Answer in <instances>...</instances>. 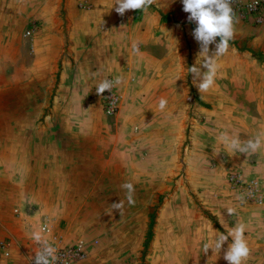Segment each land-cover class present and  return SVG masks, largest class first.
I'll list each match as a JSON object with an SVG mask.
<instances>
[{"label":"rangeland","instance_id":"rangeland-1","mask_svg":"<svg viewBox=\"0 0 264 264\" xmlns=\"http://www.w3.org/2000/svg\"><path fill=\"white\" fill-rule=\"evenodd\" d=\"M114 3L115 0H0L1 116L18 111L21 103H30L29 99L18 100L26 93L23 82L18 86L17 80L26 68H40V62L46 59L42 45L34 42L50 29L47 26L50 20L58 19V24H62L59 29L75 42V54L80 53V62L75 58L76 82H84L88 77L85 72L91 71L90 77L95 79L84 106L75 109L63 101L60 106L42 107L36 120L30 123L31 131L28 126L17 129L21 136H31V150H61L63 144L71 149L70 134H75L83 137L80 150L95 153L90 173L81 176L82 180L88 179L85 181L88 187L76 189L75 194L80 198L87 196L86 202L78 205L89 214L90 222L94 221L92 228L96 230L99 222L108 220L112 224L107 233L113 236L105 247L104 232H98L90 240L75 234V240L68 243L83 242L89 264H228L224 255L233 242L231 236L219 251L209 249L205 253L203 245L221 233L227 235L242 221L246 224L245 237L250 248L244 264H264V190L260 183L257 181L255 200L248 199L242 189L238 200L229 196L227 203L222 199L218 218L201 204L199 194L206 189L200 187L201 181L210 185L225 178L231 184V175H237L245 184L256 181L247 172L234 170L226 154H219L215 160L214 154L204 155L200 150L206 142L211 150L215 148L217 132H225L230 126L222 124V116H230L245 97V90L236 86L233 91L231 87L245 76L239 71L264 66V52L253 45L254 35L246 26L256 25L238 20L228 52L218 59L214 86L200 93L197 84L201 77L194 79L188 69L196 66L201 75L207 69L197 63L201 47L193 35L197 25L188 20L190 14L183 11L181 0H156L147 12L126 10L123 16L115 11ZM75 21L79 23L76 31ZM219 40L216 37V43ZM133 41L138 42V52L132 51ZM216 43L209 45L210 54ZM73 66L71 61L61 62L58 75ZM117 76L122 77L121 84L114 83L118 108L109 115L103 94L97 95L95 89L104 79L114 80ZM14 82L17 84L13 86ZM217 83H223L224 87H215ZM161 98L168 102L164 110L159 108ZM216 100L223 102L226 110L222 112ZM23 108L24 105L20 110ZM31 109L36 107H27ZM75 111L91 121H61L63 114L71 117ZM2 120L0 133L6 134ZM156 137L159 146L153 149L151 138ZM178 140L179 150H172L173 142ZM8 145L11 144L0 140L1 150ZM22 146L13 143L10 150H22ZM187 148H191V154ZM188 162L192 163L191 170L185 169ZM12 172L11 180L21 177L22 170ZM7 173L1 171L3 175ZM48 173L51 175V171ZM191 182L189 191L185 183ZM124 183L134 185L133 196L141 197L145 202L143 208L126 213L110 209V203H118L120 197L125 201ZM189 195L192 229L184 231V199ZM42 204L40 201L30 204L28 213L39 214ZM229 207L236 210L234 214H228ZM42 212L41 222L36 225L38 230L40 227L41 233L46 223L54 234L55 221L43 219L45 211ZM32 252L27 254V261ZM0 264L20 263L0 250Z\"/></svg>","mask_w":264,"mask_h":264},{"label":"crops","instance_id":"crops-1","mask_svg":"<svg viewBox=\"0 0 264 264\" xmlns=\"http://www.w3.org/2000/svg\"><path fill=\"white\" fill-rule=\"evenodd\" d=\"M57 21L58 19H54L53 22L50 20V24H47L50 29L46 33L43 31L38 40L34 42V44H41L46 53V59L39 64L40 68L37 66L25 67L22 77L17 80V83L20 82L18 86L23 82L22 86H24L26 93L23 98H18V100L27 101L29 99L30 103L28 105L21 103L18 105V111L14 113L2 116L0 114V122L3 119L4 128L7 130L6 134L0 133V140L7 141L11 145L13 143L14 145H23L22 150H10L11 145H8L7 149L1 150L0 146V242L6 241L8 243L5 252L8 253V256L11 255L18 259L20 264H28L27 254H31L32 251L34 253L37 247L38 243L33 240L32 232H40V227L38 230L36 225L41 222L42 210L45 211L43 219L50 218L55 221L52 224L54 236L62 237L65 242L75 240V234L82 235L85 240H88L98 232H104L106 236L104 238L105 247L111 242L113 236V233H107L109 232L108 229L111 228V222L108 220L101 221L97 224L98 229L94 230L92 228L94 221L90 222L89 214L82 212V205H78L87 196L80 198L75 194V190L88 187L85 183L88 179L83 178L84 180H82L81 176L84 174L86 177V174L90 173V165L95 162L93 161L94 151L90 149L80 150V147L83 146L80 144L83 137L70 134L73 145L71 149L63 144L61 150H31V136H21V133L17 132V129H25L26 126L31 131L30 123L36 120L37 111L42 107H48L51 104L60 106L64 103L63 101L67 103H64L66 106H75V109L84 106L86 98H88L87 94L94 84L95 79L90 77L92 71L85 72L88 77L83 79L84 82H76L75 58L79 59L80 53L75 54L74 40L71 39L70 41L66 38L62 29H59L62 28V24H58ZM78 25V21H75V31ZM246 26L254 35L253 45L257 48L261 47L264 52V25L253 27L248 24ZM68 56L69 59H67ZM70 61L74 66L64 68L63 72L58 75L59 64L61 62L69 64ZM239 74L245 76L239 79L238 84L232 83L231 87L233 91H235L236 86L245 90L244 99H241L238 108L233 109L230 116H222V124L228 123L230 126L225 132H221L222 130L217 132L215 148L211 150L212 148H209L206 142L201 145L200 150H203L204 155L214 154L215 160L219 154H226L234 170L247 172V175L254 178L257 185L260 183L264 190V147L255 153H251L250 150L249 153L230 152L223 141L218 139L221 134L226 135L229 140L238 138L243 147L247 140L254 139L258 133L264 132V66L240 70ZM17 83L14 82L13 86ZM215 87H224V84L217 83ZM14 90L20 92L19 88H14ZM216 103H219L222 112L226 110L223 102L216 100ZM22 105L24 108L20 110ZM30 106L36 107V109L27 110V107ZM75 112V116L71 117L63 114L61 121L72 123L91 121L90 118L80 116V112ZM261 139L262 144H264V137ZM179 144V140L177 143L173 142L172 150H179ZM151 145L153 149L158 147L159 138H151ZM186 150H190V154L192 153L191 148ZM205 163L207 164V161ZM185 169L191 170L192 163L188 162ZM15 170H22L21 177L11 180L14 175L12 171ZM1 171H8L7 174L10 177L6 176L7 174H1ZM49 171H51V175H49ZM230 185L225 178L217 179L214 184L210 185L208 182L204 184V181H201L200 187H206L205 190L199 192L201 204H205L204 207L214 217H220V201L222 199L229 196H232V199L234 197L239 199V189L230 188ZM139 187L141 186L139 185ZM186 188L191 191L192 182L187 185L185 183ZM133 200L134 203L130 204L127 195L125 201L120 197V201H123V213L134 212V208H143L145 202L141 201V197L133 196ZM226 200L229 203V199ZM39 201L43 203V209L38 211L39 214L30 215L28 212L31 206L29 205ZM85 202L86 200L83 203ZM191 202L190 195L187 199L185 197L184 231L186 229L191 231L192 229ZM232 202L234 203L233 200H231ZM236 204L239 205V202L237 201ZM110 209H112L111 203ZM135 214L138 216L139 212H135ZM41 237L44 239L42 232ZM2 254L4 255L3 252ZM89 263L88 260L84 262V264Z\"/></svg>","mask_w":264,"mask_h":264},{"label":"clouds","instance_id":"clouds-1","mask_svg":"<svg viewBox=\"0 0 264 264\" xmlns=\"http://www.w3.org/2000/svg\"><path fill=\"white\" fill-rule=\"evenodd\" d=\"M183 4V11L189 13V21H195L196 27L194 29V38L200 43V53L197 63L207 69L202 75L200 69L196 66L191 67L188 71L194 74L196 77H201L200 82L197 84L198 91L204 93L209 91L215 84V80L218 73V59L225 55L229 50V42L233 40L235 36V25L238 23V17L234 11L232 4L233 0H181ZM259 0H253V4L249 7H253ZM156 0H115V11L123 16L126 10H142L147 12ZM216 37H220L218 43H216ZM216 43L215 51L210 54L209 45ZM132 51L138 52L139 46L137 41L132 42ZM122 82V77L117 76L114 80L104 79L96 87V94L102 95L106 90L111 92L113 85H119ZM167 100L161 98L159 101V108L164 110L167 105ZM262 137L264 132H260L254 139H249L245 142V146H241V142L238 138L228 139L226 135L221 134L218 139L223 141L226 148L230 151H239L242 153L257 152L262 144ZM127 190V200L130 204L134 203L133 193L135 191L132 183H124L122 185ZM112 209L121 210L123 208V201L111 204ZM235 209L229 207L227 212L229 215L235 213ZM246 224L242 221L228 232L227 235L221 233L214 241L203 245L204 252L207 253L209 249L213 251H219L223 244L228 240L229 236L233 238V242L229 245L228 250L225 252L224 259L228 261V264H244L250 255V248L248 241L245 237ZM32 238L37 243L41 242V233L39 231L32 232ZM56 249L46 244L43 252H37L35 257V264H50L49 257L52 260L56 259Z\"/></svg>","mask_w":264,"mask_h":264},{"label":"built area","instance_id":"built-area-1","mask_svg":"<svg viewBox=\"0 0 264 264\" xmlns=\"http://www.w3.org/2000/svg\"><path fill=\"white\" fill-rule=\"evenodd\" d=\"M250 4H253V0H233L232 7L237 14L238 20L251 22L256 26L264 25V0H259V2L255 3L253 7H249ZM103 96L105 98L107 114L113 115L114 112H116L119 103V97L115 92V86L113 85L111 92L106 90L103 93ZM229 179L234 188L242 189L248 199L255 200L257 192L256 182L245 184L237 175H231ZM41 232L44 235V239L37 244L34 253L29 258L28 264H35L37 252H43L46 244H49L56 249V259L52 260V258L49 257L50 264H84L87 257V251L85 248L86 245L83 242H76L73 244L65 242L62 238L54 236L51 228L47 224L42 225ZM7 246L8 243L6 241L0 242V250L5 256H8V253L5 252Z\"/></svg>","mask_w":264,"mask_h":264}]
</instances>
